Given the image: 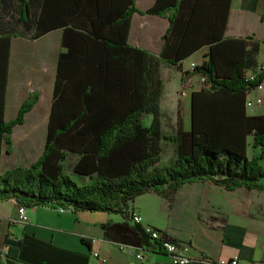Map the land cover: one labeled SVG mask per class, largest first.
<instances>
[{"label": "trees", "instance_id": "obj_1", "mask_svg": "<svg viewBox=\"0 0 264 264\" xmlns=\"http://www.w3.org/2000/svg\"><path fill=\"white\" fill-rule=\"evenodd\" d=\"M11 1L17 21L34 38L62 27L65 50L59 55L41 155L29 166L2 171L3 147L12 144L14 128L39 98L31 93L18 115L5 121L6 41L0 62V201L121 214L124 221L102 224L105 239L161 250L164 240H176L152 226L160 233L153 238L145 225L132 221L129 205L136 197L154 193L172 202L183 185L197 181L228 190H264V115H250L246 106L248 93L264 82V69L247 77L248 70L260 65V42L252 36L225 37L231 0L223 16L214 19H205L204 0H157L146 12L169 19L159 56L128 42L132 15L138 11L134 5L119 16L99 8L95 15H85L83 1L75 0L81 9H70L76 13L72 16L69 11L53 13L48 0L38 15V0ZM2 5L7 0H0ZM203 45L210 46L208 59L192 71L183 70V60ZM166 63L182 72V89L200 84L191 95V128L184 129L181 106L177 129L169 134L163 130L160 106ZM249 137L253 149H262L259 156L248 157ZM165 143L174 152L168 164L161 163Z\"/></svg>", "mask_w": 264, "mask_h": 264}, {"label": "crops", "instance_id": "obj_2", "mask_svg": "<svg viewBox=\"0 0 264 264\" xmlns=\"http://www.w3.org/2000/svg\"><path fill=\"white\" fill-rule=\"evenodd\" d=\"M73 1L49 0L47 7L57 15L66 11L72 13L70 9H81ZM82 1L85 15H95L99 8L101 13L119 16L134 5L138 11L132 15L128 42L159 56L169 19L146 12L157 0ZM204 1L205 19L223 16L228 0ZM7 2L8 5L0 8V62L9 39L5 121L18 115L31 93H38L39 98L24 122L14 128L12 144L3 147L2 171L29 166L41 155L52 109L59 55L65 50L62 27H51L47 33L34 38L17 21L18 13L13 9L12 1ZM46 3L48 0H38V15ZM74 14L75 11L72 16ZM249 36L260 42L258 62L261 64L264 61V0H231L225 37ZM209 50V45H203L184 59L183 70L192 71V64L200 65L206 61ZM161 78L164 83L160 104L165 116L163 130L165 122L170 121V127L164 133L177 129L181 106L184 129L189 130L191 95L193 90H200V84L182 89V72L168 63L161 69ZM258 98L260 103H256ZM247 99L254 102L247 107L248 114L264 115V82L261 88L252 89ZM248 141V157L259 156L258 149H252V137ZM75 161L76 157L70 159L68 172ZM18 208L19 204L13 199L0 201V264H170L169 256L158 247L142 249L104 238L102 224L124 221L121 214L69 209L61 212L59 207L35 206L27 207L29 220L22 223L16 221ZM133 211L143 216V225L164 230L176 241L191 245L194 255H207L218 263L235 256L241 259V264L264 259V190L246 187L228 190L212 181H197L183 185L172 202L158 194H142L130 203L129 213ZM136 252H141L144 260L136 259Z\"/></svg>", "mask_w": 264, "mask_h": 264}, {"label": "built area", "instance_id": "obj_3", "mask_svg": "<svg viewBox=\"0 0 264 264\" xmlns=\"http://www.w3.org/2000/svg\"><path fill=\"white\" fill-rule=\"evenodd\" d=\"M196 64H192V68H194ZM264 65L260 64L256 71L250 72L247 77L253 78L259 71L263 70ZM200 80V78H199ZM204 79L201 78V81ZM259 88L262 87V84L258 86ZM261 99H256V103H260ZM254 104L252 100L247 99L246 106L250 107ZM61 212H64L66 209L59 207ZM29 217L27 215V207L19 206L18 208V216L16 221L18 222H27ZM132 221L137 223H143V216L136 211L132 212ZM145 230L152 235L153 238H160V233L150 225H145ZM162 250L169 256L170 264H241V259L237 256L231 257L228 260L222 261L220 263L216 262L214 259L207 255H194L192 254V246L186 243H181L178 241L172 240H164L162 242ZM98 253H95L97 256ZM135 258L139 260H144V255L141 252H136ZM248 264H264V259H254L250 261Z\"/></svg>", "mask_w": 264, "mask_h": 264}, {"label": "rangeland", "instance_id": "obj_4", "mask_svg": "<svg viewBox=\"0 0 264 264\" xmlns=\"http://www.w3.org/2000/svg\"><path fill=\"white\" fill-rule=\"evenodd\" d=\"M197 66V65H196ZM193 70V69H192ZM257 70V69H256ZM252 71V70H248L247 72L248 73H250V72ZM258 71H261V70H258ZM252 72H254V71H252ZM201 81V80H200ZM198 85V84H197ZM196 86V85H195ZM190 89V88H189ZM147 122H148V120H147ZM166 124H165V126H164V132H166L167 131V128H169L170 127V121H169V123L168 122H165ZM17 127V126H16ZM15 127V128H16ZM45 139V138H44ZM45 143V141L43 142V144ZM35 146H38V144H34ZM249 149L251 150V147H249ZM253 149V148H252ZM259 154L258 155H260L261 154V152H262V149H258V151H257ZM172 156H173V146H172V144H169V143H165L164 144V151H163V154H162V160H161V163L162 164H168L169 163V161H170V159L172 158ZM260 163L264 166V156H263V158L260 160ZM67 169H68V164H67ZM73 177L75 178V179H77L78 177L76 176V175H73Z\"/></svg>", "mask_w": 264, "mask_h": 264}]
</instances>
